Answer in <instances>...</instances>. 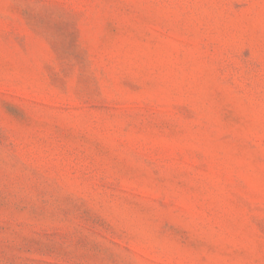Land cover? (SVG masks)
<instances>
[{
    "label": "rangeland",
    "instance_id": "374dc122",
    "mask_svg": "<svg viewBox=\"0 0 264 264\" xmlns=\"http://www.w3.org/2000/svg\"><path fill=\"white\" fill-rule=\"evenodd\" d=\"M0 264H264V0H0Z\"/></svg>",
    "mask_w": 264,
    "mask_h": 264
}]
</instances>
